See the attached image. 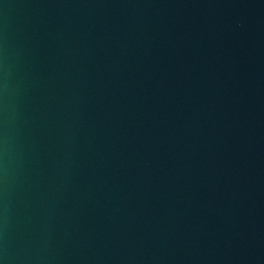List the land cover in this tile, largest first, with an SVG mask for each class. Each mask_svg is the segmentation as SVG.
Wrapping results in <instances>:
<instances>
[{
	"label": "water",
	"instance_id": "water-1",
	"mask_svg": "<svg viewBox=\"0 0 264 264\" xmlns=\"http://www.w3.org/2000/svg\"><path fill=\"white\" fill-rule=\"evenodd\" d=\"M0 264H264V0H0Z\"/></svg>",
	"mask_w": 264,
	"mask_h": 264
}]
</instances>
